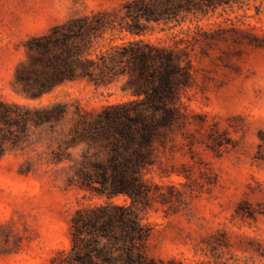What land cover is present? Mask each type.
I'll use <instances>...</instances> for the list:
<instances>
[{
  "label": "trees",
  "instance_id": "obj_1",
  "mask_svg": "<svg viewBox=\"0 0 264 264\" xmlns=\"http://www.w3.org/2000/svg\"><path fill=\"white\" fill-rule=\"evenodd\" d=\"M11 2L33 21L25 27V57L12 80L25 98L40 99L66 85L78 90L116 85L127 95L99 109L75 108L67 141L82 140L86 150L69 184L102 200L78 204L67 222L73 263L163 264L145 240L141 206L150 205L152 192L145 170L156 159V143L166 146L173 139L191 100L215 81L219 61L242 53L240 44L264 48V27L250 20L255 12L198 22L220 7L233 10L250 0ZM186 20L192 24L184 25ZM66 107L61 101L30 107L0 93V158L22 140L29 124L58 121ZM123 195L127 202L115 201ZM167 264L182 262L171 258Z\"/></svg>",
  "mask_w": 264,
  "mask_h": 264
},
{
  "label": "rangeland",
  "instance_id": "obj_2",
  "mask_svg": "<svg viewBox=\"0 0 264 264\" xmlns=\"http://www.w3.org/2000/svg\"><path fill=\"white\" fill-rule=\"evenodd\" d=\"M244 11L255 12L250 20L264 27V0L220 7L198 22ZM30 24V15L0 0V93L30 107L55 101L67 107L58 121L29 124L0 158V264H74L67 222L78 204L102 200L69 184L86 150L82 140L67 141L75 108L99 109L127 95L116 85H66L40 99L25 98L12 80L25 57ZM239 46L243 52L219 61L215 81L191 100L167 147L156 143V159L145 170L152 180L150 205L141 206L145 240L163 264L171 258L182 264H264V48ZM114 199L128 201L124 195ZM241 202L243 214L236 211Z\"/></svg>",
  "mask_w": 264,
  "mask_h": 264
}]
</instances>
